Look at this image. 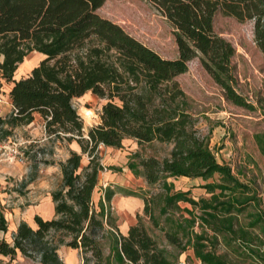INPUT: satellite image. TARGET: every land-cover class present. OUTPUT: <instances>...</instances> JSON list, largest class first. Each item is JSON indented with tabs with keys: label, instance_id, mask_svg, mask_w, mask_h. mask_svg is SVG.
<instances>
[{
	"label": "trees",
	"instance_id": "obj_1",
	"mask_svg": "<svg viewBox=\"0 0 264 264\" xmlns=\"http://www.w3.org/2000/svg\"><path fill=\"white\" fill-rule=\"evenodd\" d=\"M151 1L174 28L180 60L161 57L97 13L105 0H0V81L10 84L7 94L17 111L0 118V125H27L37 113L47 135L76 141L80 148L59 163L62 184L50 193L53 217L35 215V226L19 221L10 241L0 235V256L20 253L40 264H65L58 253L63 245L77 249L82 264H180L187 250L199 264H228L216 252L222 244L242 261L264 264V213L257 192L216 160L174 79L185 71L184 60L198 56L225 100L253 110L237 91L234 48L214 32L212 18L218 11L237 21L251 19L253 40L264 54V0ZM33 51L43 58L16 78ZM86 92L105 101L99 123L84 136L72 99ZM125 138L171 146L163 157L135 151L126 162L147 186L158 187L153 193L142 188L123 193L142 199V211L159 235L149 231L140 214L125 234L119 231L110 202L122 190L108 185L94 199L105 168L98 147L120 148ZM252 138L264 157V131ZM83 154L86 165H81ZM178 177L200 179L206 196L175 188L169 179ZM7 229L0 209V234Z\"/></svg>",
	"mask_w": 264,
	"mask_h": 264
},
{
	"label": "rangeland",
	"instance_id": "obj_2",
	"mask_svg": "<svg viewBox=\"0 0 264 264\" xmlns=\"http://www.w3.org/2000/svg\"><path fill=\"white\" fill-rule=\"evenodd\" d=\"M101 16L121 25L128 33L143 42L157 54L166 59L180 60L181 52L176 40L174 28L160 13L151 0H105L97 9ZM253 21H237L232 16L222 15L218 11L212 18L214 32L230 42L234 48L231 60L237 78V91L252 105L246 110L225 100L220 88L201 67L198 56L184 60L185 71L174 79L184 91L189 111L196 119V127L201 135L207 137L209 149L220 163L230 166L241 180L250 182L256 190L259 207L264 213V157L258 152L252 134L264 131V54L257 48L252 34ZM43 55L33 51L18 66L15 77L27 75ZM10 84L0 81V118H7L14 110L6 94ZM104 99L91 92L74 97L72 104L83 120V133L100 121L99 113ZM14 112H17L14 110ZM34 120L27 125L9 128L0 125V209L8 221L6 233H1L7 241L11 240L14 225L25 219L35 226L33 217L48 215L45 203L50 193L62 184L59 163L64 161L70 150L80 148L76 141L67 142L46 134L43 119L35 113ZM120 148L98 147L100 161L105 168L99 174L94 199L97 201L103 189L115 181L126 188L141 191V188L156 192L158 187L145 185L131 174L126 166L130 153L138 151L143 156L163 157L170 150L169 144L153 142L139 145L135 139L125 138ZM88 156L83 154L81 165H86ZM177 189L189 190L193 197L206 196L198 187L200 179L183 177L170 178ZM114 189L119 188L114 186ZM123 193H121L122 195ZM120 195L112 197L111 211L117 217V225L124 226L137 221L140 214L149 231L159 235L136 201L123 209ZM48 206L51 210L52 199ZM41 204L39 208L37 204ZM185 205V204H183ZM199 231V228H196ZM228 264H251L233 253L222 244L216 246ZM60 257L66 264H82L76 251L68 255L61 248ZM181 255V254H180ZM180 257V256H179ZM0 264H40L20 253L15 256H0ZM185 264H192L187 261Z\"/></svg>",
	"mask_w": 264,
	"mask_h": 264
},
{
	"label": "crops",
	"instance_id": "obj_3",
	"mask_svg": "<svg viewBox=\"0 0 264 264\" xmlns=\"http://www.w3.org/2000/svg\"><path fill=\"white\" fill-rule=\"evenodd\" d=\"M9 87L10 86H8V90H9ZM8 90H7V93H8ZM6 97H7V100L9 101V102H11L10 101V99H9V97H8V94H6ZM104 146V145H103ZM104 147H106V148H113V147H109V146H104ZM74 151H77V150H75V149H73ZM78 152V151H77ZM129 170V169H128ZM130 171V170H129ZM131 172V171H130ZM131 174H133L132 172H131ZM144 184H145V182H144V180L141 178V177H138ZM183 178H186V177H183ZM187 179H189V178H187ZM98 182H99V177H98ZM110 187L111 188H114V186L115 187H117V188H119V190H122L121 192H117V193H115L114 195H113V197L114 196H117V195H120V198L122 199L121 200V202L123 203V209L125 210V211H127V209H129L128 208V204L130 203V202H133V201H136L137 203V205H139L140 207L142 206V208H143V201H142V199L141 198H139V197H136V196H133V195H126V194H124L123 192L125 191H136V190H132V189H129V188H126L124 185H121V184H119V183H116L115 181H110ZM146 185V184H145ZM143 189V188H142ZM121 193H123L122 195H121ZM50 198H51V196L46 200V204H47V209H48V215L47 216H45V217H43L44 219H49V218H52L53 217V215H54V204L52 203V205H51V210H50V207L48 206V204H50ZM112 200V199H111ZM111 203V202H110ZM39 206H41V204L39 203V204H37V206H36V212H37V208H39ZM42 217V216H41ZM21 220H25V219H21ZM20 220V221H21ZM26 221V220H25ZM27 222V221H26ZM19 223V222H18ZM30 224V223H29ZM131 224H133V222H129L128 224H126V225H124L123 227L122 226H120V225H117L118 226V229H119V231L121 232V233H123V234H125L126 232H127V229H128V227L131 225ZM31 225V224H30ZM14 228H16V225H14ZM61 248H63V252H65V253H67L68 255H70V254H73V252H77V253H79L78 252V250L77 249H73V248H70V247H66V246H63V245H61V246H59V248H58V253L60 252V250H61ZM187 261H191V263L192 264H199V261H198V259H196V257L194 256V254H193V251L192 250H187V251H185L184 253H182L181 255H180V257H179V263L180 264H185ZM66 264V263H65Z\"/></svg>",
	"mask_w": 264,
	"mask_h": 264
}]
</instances>
